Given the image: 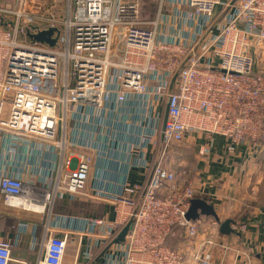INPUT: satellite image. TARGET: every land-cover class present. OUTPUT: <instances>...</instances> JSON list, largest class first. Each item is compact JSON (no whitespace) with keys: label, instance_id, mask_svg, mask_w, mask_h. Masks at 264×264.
Segmentation results:
<instances>
[{"label":"built area","instance_id":"1","mask_svg":"<svg viewBox=\"0 0 264 264\" xmlns=\"http://www.w3.org/2000/svg\"><path fill=\"white\" fill-rule=\"evenodd\" d=\"M50 28L57 29L54 46L28 35ZM262 46L264 0H0V143L14 159L2 165L0 203L33 211L26 205L39 192L52 212L63 198L106 201L114 218L90 220L76 232L97 234L94 247L106 245L107 264H187L177 243L181 230L188 240L200 231L186 214L202 186L187 168H173L184 155L173 160L171 153L199 144L208 155L217 137L232 157L244 145L261 151ZM129 138L138 154L132 168L144 172V184L90 191L92 171L109 159L105 148ZM20 145L27 157L53 154L51 183L14 170ZM232 228L242 233L248 224ZM45 231L36 264H64L69 234ZM217 244L203 241L193 260L215 264L207 245ZM14 246L0 238V264H31L13 257ZM82 256L92 259L93 247Z\"/></svg>","mask_w":264,"mask_h":264},{"label":"crops","instance_id":"2","mask_svg":"<svg viewBox=\"0 0 264 264\" xmlns=\"http://www.w3.org/2000/svg\"><path fill=\"white\" fill-rule=\"evenodd\" d=\"M257 51V59L264 62V46L259 47ZM132 144L133 139L129 138L127 142L123 140V143L112 141V150L110 147L105 148L109 159L97 160L99 165L90 175V191H97L96 189L101 187L108 191H117L123 181L144 184L147 179L144 172L132 168L133 159L138 155L132 151ZM262 145L261 151L257 154H253L250 146H241L235 157L227 154L223 137L214 140L208 155L199 153V144L196 148L193 147L194 149L182 145L173 148L171 153L173 160L176 155H184L181 162L174 161L173 168L178 170L181 167L187 168L198 177L202 186V192L198 197L215 206L221 222L231 219V227L242 222L248 224V228L242 233L233 231L230 234H223L220 231V223L214 217L201 216L196 221L200 231L194 239L188 240L183 230L179 233L177 244L185 253L187 264H200L193 260V255L200 248L199 245L207 239H213L218 243L216 246L207 245L215 264H264V141ZM115 147L121 149L117 151ZM8 149L7 144L0 143L1 152L4 151L6 154ZM23 150V145H20L18 149L20 154L16 152L13 162L16 163L14 170L27 180L37 176L51 183L53 154L44 153L47 159L42 161L37 155L24 156ZM5 156L0 157V173L2 165L14 160L10 161L8 154ZM37 163L43 168L36 169ZM28 168H32L31 174ZM103 168L105 182L100 181ZM25 196L29 199L33 195L28 192ZM34 196L37 202L33 204L35 206L33 211L10 208L0 203V238L15 242L14 258L36 264L42 255L36 242L45 236L46 227H50L60 236L66 233L70 236L64 264H107L106 250L101 251V248L94 247L99 239L97 234L82 232L78 234L76 231L83 225L89 226L90 220L114 218L111 203L93 199L79 201L63 198L58 200L52 212L48 209L45 196L41 192L39 195L35 193ZM86 247H93L92 259H85L82 256V250Z\"/></svg>","mask_w":264,"mask_h":264},{"label":"water","instance_id":"3","mask_svg":"<svg viewBox=\"0 0 264 264\" xmlns=\"http://www.w3.org/2000/svg\"><path fill=\"white\" fill-rule=\"evenodd\" d=\"M57 29L55 28H50L48 30H42L36 34L33 33H28L30 39L34 40V41H38V42H46L51 46H54L56 44L57 39L56 38H52L53 33L56 31ZM168 111H169V107L168 104L166 105V109L164 112V118H163V124H162V130L164 131L165 129V124L168 118ZM201 216H210V217H214L216 219V221H218L220 223V231L223 234H230L231 232H233V228L231 227L232 224V220L231 219H227L223 222H221L220 217L215 209V206L213 204H211L209 201H207L206 199H202V198H194L191 201V205L190 208L186 214V219L187 220H197L199 219ZM132 223L129 222L119 233L116 242H123L125 239V236L128 232V230L131 228Z\"/></svg>","mask_w":264,"mask_h":264},{"label":"trees","instance_id":"4","mask_svg":"<svg viewBox=\"0 0 264 264\" xmlns=\"http://www.w3.org/2000/svg\"><path fill=\"white\" fill-rule=\"evenodd\" d=\"M163 112H165V108H164V111ZM160 145H161V135L158 136V147H157V150L156 151L159 150ZM105 248H106V245H104L103 247H101L100 250L103 251V250H105Z\"/></svg>","mask_w":264,"mask_h":264},{"label":"rangeland","instance_id":"5","mask_svg":"<svg viewBox=\"0 0 264 264\" xmlns=\"http://www.w3.org/2000/svg\"><path fill=\"white\" fill-rule=\"evenodd\" d=\"M155 11H156V9H154V8H152V9H150L148 12V14H155ZM53 93H54V91H52Z\"/></svg>","mask_w":264,"mask_h":264},{"label":"bare ground","instance_id":"6","mask_svg":"<svg viewBox=\"0 0 264 264\" xmlns=\"http://www.w3.org/2000/svg\"><path fill=\"white\" fill-rule=\"evenodd\" d=\"M26 206H29L30 208H34L35 207L34 205H29V204H27Z\"/></svg>","mask_w":264,"mask_h":264}]
</instances>
